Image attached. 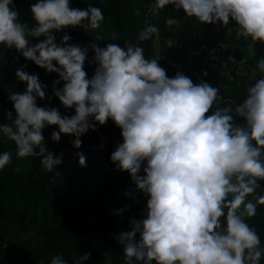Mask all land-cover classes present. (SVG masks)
Returning <instances> with one entry per match:
<instances>
[{
  "label": "clouds",
  "instance_id": "9594fccd",
  "mask_svg": "<svg viewBox=\"0 0 264 264\" xmlns=\"http://www.w3.org/2000/svg\"><path fill=\"white\" fill-rule=\"evenodd\" d=\"M169 5L200 24L227 28L234 22L237 38L264 45V0H155L152 11ZM30 11L31 27L21 22L14 0H0V46L56 73L53 94L75 114L38 106V99L47 98V85L38 74L17 69L26 90L9 96L11 123H0V137L14 143L16 157H40L42 168L54 172L63 158L48 151L46 128H58L51 134L56 142L62 135L75 137L73 146L80 149L82 136L111 120L123 141L111 162L147 197L144 218H132L131 230L116 237L125 264H261L264 246L247 221L264 206V75L234 108L224 106L218 87L179 72L170 78L159 57L146 58L144 48L131 41L93 43L91 60L89 47L69 43V35L57 43V32L98 29L104 21L99 7L36 0ZM167 25L178 21L168 19ZM158 31L147 26L137 40L150 41ZM29 37L43 39L33 43ZM86 63L95 65L91 78ZM257 67L264 73V57ZM78 156L86 166L84 154ZM11 162V152L0 153V170ZM89 257L80 256L76 264ZM51 264L64 261L56 256Z\"/></svg>",
  "mask_w": 264,
  "mask_h": 264
},
{
  "label": "trees",
  "instance_id": "16d2710c",
  "mask_svg": "<svg viewBox=\"0 0 264 264\" xmlns=\"http://www.w3.org/2000/svg\"><path fill=\"white\" fill-rule=\"evenodd\" d=\"M36 0H14L20 12L21 22L34 26L30 6ZM155 0H72V7H99L104 21L98 29H66L55 33L57 43L67 34L69 43L89 47V60L94 53L90 45L103 47L108 43L124 46L126 41L144 48L146 58L154 56L155 41L166 61L177 65L175 73L190 78L194 75L188 60L190 39L195 18L187 17L183 10L169 5L160 12H153ZM140 9L141 14H136ZM168 19H176L178 25L169 27ZM154 25L159 31L150 41H138V34L147 26ZM113 33L116 38L113 39ZM33 43L40 39L29 37ZM264 57V45L250 59L257 66ZM182 65H179L181 64ZM29 74H38L40 82L47 85V98L37 101L38 106L58 108L62 115H74V110L62 106L53 94V83L59 80L56 73H48L26 60L14 48L0 53V123H11L7 113L13 111L9 96L23 92L26 85L17 76V69ZM95 65L86 63L89 78ZM207 76H204V73ZM220 76L212 72V62L197 64L196 83L201 80L218 87L224 98V106L234 108L246 96L247 88L260 78L252 75L244 89L238 87V77ZM264 75V73L262 74ZM63 82L57 85L62 87ZM98 132L106 143L100 147L64 155L62 164L54 172L45 171L40 157L17 158L13 142L0 137V153H12V162L0 170V247L1 264L48 263L60 256L64 264H76L80 256L90 253L84 264H125L123 249L117 240L121 232L131 230L130 220L144 218L147 197L132 183L130 174L115 169L111 153L117 143H122L121 130L113 121L97 125ZM58 128L48 127L43 135L48 151L54 154L74 147L75 137L62 135L61 140H52L51 134ZM89 132L81 137L82 144L88 141ZM78 153L86 157V166L79 164ZM264 187V182H262ZM127 206V207H126ZM125 209L122 213H116ZM258 232L264 246V206H258L255 217L248 221ZM264 263V259H263Z\"/></svg>",
  "mask_w": 264,
  "mask_h": 264
},
{
  "label": "rangeland",
  "instance_id": "374dc122",
  "mask_svg": "<svg viewBox=\"0 0 264 264\" xmlns=\"http://www.w3.org/2000/svg\"><path fill=\"white\" fill-rule=\"evenodd\" d=\"M235 23L232 22L227 28L222 25H208L200 24L198 21L193 23V30L190 39V52L188 54V60L191 63L192 69L194 70V75L192 80L196 83V73H197V64L206 61L210 51L217 57L223 58L224 63L226 64L225 68H221L218 72L217 68H212L213 73H217L220 76L226 77V73L230 72L229 78L232 77V73L238 77V87L244 89L248 79L254 75L260 73L257 66L250 64V59H252L258 52L261 44L253 45L250 40H245L244 38H237L235 33ZM8 49L0 46V53L7 52ZM159 57V64L167 72V75L171 78L176 75L177 65L166 61L165 57L161 54L158 46V41H155L154 56L153 58ZM152 58V59H153ZM245 60L246 66L239 68L238 70L235 67V62L238 60ZM224 64V65H225ZM179 65H182L179 64ZM106 143L104 139L103 145ZM60 152V151H59ZM58 152V153H59ZM58 153L56 155L58 156ZM1 247H0V264H1ZM48 264V263H40ZM263 263V259L261 260Z\"/></svg>",
  "mask_w": 264,
  "mask_h": 264
},
{
  "label": "water",
  "instance_id": "95a60500",
  "mask_svg": "<svg viewBox=\"0 0 264 264\" xmlns=\"http://www.w3.org/2000/svg\"><path fill=\"white\" fill-rule=\"evenodd\" d=\"M103 143H104V138H102L100 136L98 129H97V126H96L95 131H92V130L89 131L88 141L85 144H82L80 149H76L74 147L65 148L58 153V156L62 155V157H63L66 154L76 153L79 151L89 149L91 147H97L98 148V147L102 146Z\"/></svg>",
  "mask_w": 264,
  "mask_h": 264
},
{
  "label": "built area",
  "instance_id": "2783aa9c",
  "mask_svg": "<svg viewBox=\"0 0 264 264\" xmlns=\"http://www.w3.org/2000/svg\"><path fill=\"white\" fill-rule=\"evenodd\" d=\"M207 56H208V59L212 62V68L213 67L217 68L218 72L221 70V68H225L226 64L224 63L223 58L221 57L219 58L215 56L212 51H210L209 55ZM233 62H235V67L237 68V70H238V67L243 68L246 66V61L242 59L238 61H233ZM229 74L230 72H227L225 76L227 77L229 76Z\"/></svg>",
  "mask_w": 264,
  "mask_h": 264
}]
</instances>
